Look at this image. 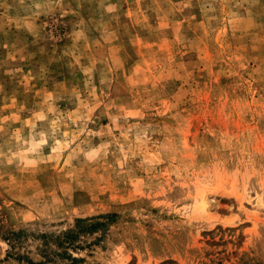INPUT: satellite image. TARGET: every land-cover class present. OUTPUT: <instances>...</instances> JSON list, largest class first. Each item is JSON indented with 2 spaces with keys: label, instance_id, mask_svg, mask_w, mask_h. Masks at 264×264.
<instances>
[{
  "label": "rangeland",
  "instance_id": "obj_1",
  "mask_svg": "<svg viewBox=\"0 0 264 264\" xmlns=\"http://www.w3.org/2000/svg\"><path fill=\"white\" fill-rule=\"evenodd\" d=\"M0 264H264V0H0Z\"/></svg>",
  "mask_w": 264,
  "mask_h": 264
},
{
  "label": "trees",
  "instance_id": "obj_2",
  "mask_svg": "<svg viewBox=\"0 0 264 264\" xmlns=\"http://www.w3.org/2000/svg\"><path fill=\"white\" fill-rule=\"evenodd\" d=\"M112 216L113 214L106 213L92 217L75 218L73 226L63 231L61 235H56L54 237V241L58 246L72 245L73 240L78 233L95 232L96 230L103 228L106 224V221ZM12 235H16V232L12 233ZM69 258L71 260H75L74 257L69 256Z\"/></svg>",
  "mask_w": 264,
  "mask_h": 264
}]
</instances>
